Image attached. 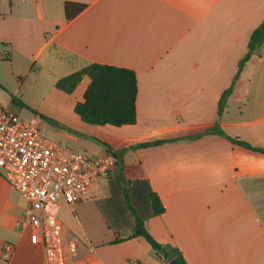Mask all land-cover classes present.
<instances>
[{
  "label": "crops",
  "instance_id": "0c3cea01",
  "mask_svg": "<svg viewBox=\"0 0 264 264\" xmlns=\"http://www.w3.org/2000/svg\"><path fill=\"white\" fill-rule=\"evenodd\" d=\"M67 1L86 6L67 20ZM20 6L19 13L0 11V60L37 74L58 98L53 137L74 151L118 158L84 198L61 208L64 238L77 241L69 264H169L136 234V215L188 264H264V152L215 131L264 148V42L239 66L264 19V0ZM91 63L135 71L134 124L81 120L74 109L87 75L71 93L56 86ZM7 108L20 110L14 102ZM150 191L165 207L161 214H153ZM26 206L0 171V264H47L43 247L22 229ZM4 242L14 244L8 261Z\"/></svg>",
  "mask_w": 264,
  "mask_h": 264
},
{
  "label": "built area",
  "instance_id": "2783aa9c",
  "mask_svg": "<svg viewBox=\"0 0 264 264\" xmlns=\"http://www.w3.org/2000/svg\"><path fill=\"white\" fill-rule=\"evenodd\" d=\"M40 122L38 116L22 119L0 105V171L26 199L22 229L43 247L46 263L69 264L77 241L64 238L61 208L84 198L100 176L116 167L118 158L112 151L100 156L74 151L45 137ZM13 249V243H3L6 261Z\"/></svg>",
  "mask_w": 264,
  "mask_h": 264
},
{
  "label": "trees",
  "instance_id": "16d2710c",
  "mask_svg": "<svg viewBox=\"0 0 264 264\" xmlns=\"http://www.w3.org/2000/svg\"><path fill=\"white\" fill-rule=\"evenodd\" d=\"M86 4L67 1L65 3L66 19H72L79 13ZM264 42V19L251 33L248 42V51L240 60V68L252 57L257 47ZM87 75L90 83L84 92L83 101L75 105V112L82 121L91 125H114L122 126L134 124L137 119L136 98L138 92L137 77L134 70L109 64L91 63L88 66L76 70L59 78L56 86L71 93ZM225 135L232 142L264 152V148L254 147L250 143L241 140L237 136H230L221 127L215 129ZM153 214L158 215L164 212L165 207L158 195L149 193ZM136 217V234L143 236L164 259L170 261L175 259L178 264H188L181 251L174 246L163 245L158 242L145 227L139 216Z\"/></svg>",
  "mask_w": 264,
  "mask_h": 264
},
{
  "label": "rangeland",
  "instance_id": "374dc122",
  "mask_svg": "<svg viewBox=\"0 0 264 264\" xmlns=\"http://www.w3.org/2000/svg\"><path fill=\"white\" fill-rule=\"evenodd\" d=\"M35 6L36 3L31 2L29 10L34 11ZM10 9L14 13H19L23 9V6H20V0H0V11ZM0 79V105L7 107L14 102V105L20 109L18 114L22 119H29L32 116L40 117L43 122L42 134L62 145H68L48 132V129L56 125L54 120L57 115L58 98L50 92L48 86L42 84L37 74L32 73L26 76L22 65L15 68L10 60H0Z\"/></svg>",
  "mask_w": 264,
  "mask_h": 264
},
{
  "label": "water",
  "instance_id": "95a60500",
  "mask_svg": "<svg viewBox=\"0 0 264 264\" xmlns=\"http://www.w3.org/2000/svg\"><path fill=\"white\" fill-rule=\"evenodd\" d=\"M169 264H178V262L175 259H172L169 261Z\"/></svg>",
  "mask_w": 264,
  "mask_h": 264
}]
</instances>
